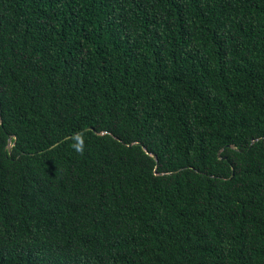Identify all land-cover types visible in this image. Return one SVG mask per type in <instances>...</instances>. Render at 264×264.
<instances>
[{"label": "trees", "instance_id": "trees-1", "mask_svg": "<svg viewBox=\"0 0 264 264\" xmlns=\"http://www.w3.org/2000/svg\"><path fill=\"white\" fill-rule=\"evenodd\" d=\"M0 264H264V0H0Z\"/></svg>", "mask_w": 264, "mask_h": 264}]
</instances>
